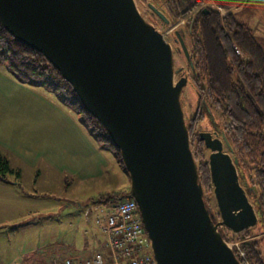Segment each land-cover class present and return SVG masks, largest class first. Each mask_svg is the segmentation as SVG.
<instances>
[{
  "label": "water",
  "instance_id": "water-1",
  "mask_svg": "<svg viewBox=\"0 0 264 264\" xmlns=\"http://www.w3.org/2000/svg\"><path fill=\"white\" fill-rule=\"evenodd\" d=\"M148 6L171 25L164 11ZM0 25L41 53L106 129L157 264H242L220 232L239 234L259 223L238 160L224 134L199 133L210 152L215 222L180 101L187 78L176 80L172 45L135 0H0ZM175 36L190 61L181 33Z\"/></svg>",
  "mask_w": 264,
  "mask_h": 264
},
{
  "label": "trees",
  "instance_id": "trees-1",
  "mask_svg": "<svg viewBox=\"0 0 264 264\" xmlns=\"http://www.w3.org/2000/svg\"><path fill=\"white\" fill-rule=\"evenodd\" d=\"M251 1L214 0L216 5L231 10L246 6ZM153 2H157L159 9L171 20V25L174 24L173 18L185 17L195 12L189 18L186 28L192 39L191 51L194 53L197 76H202L203 81L202 86L196 84L198 93L200 96L206 94L209 109L218 112L220 132L227 138L231 154L238 160L240 182L253 200L259 215V223L255 227L258 233L251 236L244 232L239 237L245 261L248 264H264V44L255 36L253 28L240 21L233 12L221 17L215 10L200 8L204 0H152L151 3L154 4ZM236 48H240L244 56ZM0 66L5 67L19 83L56 94L63 106L81 114L82 118L85 116L87 121H84L89 123L95 142L102 149L115 153L125 171L120 153L106 129L86 111L72 86L41 53L16 40L1 25ZM198 117L189 122L191 149L194 157L202 160L198 166L199 180L202 185H209L208 161H203L204 142L192 135V128ZM251 172L253 178L250 176ZM8 174H14L16 179L20 178L19 171L11 168L9 160L0 151V181H6ZM256 187L260 194H257ZM128 193L129 189L118 194H108L98 203L106 204L112 198H131ZM214 221H217L216 214ZM220 232L226 239L224 228ZM234 252L239 261L246 264L235 249Z\"/></svg>",
  "mask_w": 264,
  "mask_h": 264
},
{
  "label": "rangeland",
  "instance_id": "rangeland-1",
  "mask_svg": "<svg viewBox=\"0 0 264 264\" xmlns=\"http://www.w3.org/2000/svg\"><path fill=\"white\" fill-rule=\"evenodd\" d=\"M151 1L135 0L141 15L164 35L172 47L177 45L174 42L175 31L184 33L182 36L187 45L189 34L186 25L195 12L185 17L173 18L174 24L166 26L149 8ZM153 3L159 8L157 2ZM217 6L214 0H204L200 8L214 9L221 17L233 12L240 21L253 28L255 36L264 44V0H252L246 6L232 10L221 7L220 11ZM236 49L244 56L240 48ZM174 62L175 67L186 66L183 52H174ZM0 68L5 69L3 66ZM180 101L187 123L199 116L192 128L193 136H198L201 132L217 131L218 137L222 138L219 114L215 109H209L206 97L199 95L198 86L192 77L182 89ZM198 113L201 115H197ZM83 120L87 121L85 116ZM204 149L203 161H208L210 152L206 147ZM224 151L228 152L226 148ZM103 152L110 161L111 172L105 178L81 181L64 174H56L53 169L45 167L46 162L42 160L37 168H31L29 164L13 159L15 155L4 153L11 168H20L22 172L19 180L14 174H8L6 181L0 182V264L20 261L21 255L27 252L57 259L59 255H71L76 250L82 255L85 252L106 251L103 246L104 236L96 223L97 212L94 207L101 198L108 194L121 193L123 190L117 186L119 179L113 174V170L119 171V166H122L109 158L111 151L103 149ZM230 155L233 156L231 153ZM195 161L198 166L201 165V159L195 158ZM250 176L253 178L252 172ZM129 186L130 183L127 189ZM203 189L208 208L220 220L210 173L209 185L203 184ZM256 192L260 194L258 187ZM249 200L253 203L250 197ZM246 232L254 236L258 230L251 228ZM224 233L227 241L238 243L241 248L242 240L239 237L244 232L233 234L225 230ZM63 258L64 256L58 258L57 263L60 264Z\"/></svg>",
  "mask_w": 264,
  "mask_h": 264
},
{
  "label": "crops",
  "instance_id": "crops-1",
  "mask_svg": "<svg viewBox=\"0 0 264 264\" xmlns=\"http://www.w3.org/2000/svg\"><path fill=\"white\" fill-rule=\"evenodd\" d=\"M0 151L15 155L13 159L31 168H37L42 160L56 174L80 181L105 178L111 172L110 161L96 144L81 114L63 106L56 94L19 83L3 68H0ZM109 158L120 164L115 153L111 152ZM119 168L113 170L119 179L116 184L126 190L129 177ZM14 170L19 171L21 179V169ZM105 250L99 252L108 258L109 251ZM97 251L82 255L76 250L56 258L80 259ZM57 259L27 252L20 261L11 264H58Z\"/></svg>",
  "mask_w": 264,
  "mask_h": 264
},
{
  "label": "built area",
  "instance_id": "built-area-1",
  "mask_svg": "<svg viewBox=\"0 0 264 264\" xmlns=\"http://www.w3.org/2000/svg\"><path fill=\"white\" fill-rule=\"evenodd\" d=\"M217 8L222 11L221 7ZM94 209L97 212L96 223L104 236V247L109 251L108 258L97 251L85 258H65L60 264H157L133 198H112L106 204L96 203ZM227 244L245 261V254L238 243L227 241Z\"/></svg>",
  "mask_w": 264,
  "mask_h": 264
},
{
  "label": "flooded vegetation",
  "instance_id": "flooded-vegetation-1",
  "mask_svg": "<svg viewBox=\"0 0 264 264\" xmlns=\"http://www.w3.org/2000/svg\"><path fill=\"white\" fill-rule=\"evenodd\" d=\"M149 5V4H148ZM212 10H214V9H212ZM188 34H189V38H188V40H189V42H188V46H187V48H188V51H189V54H190V61H192V65H191V63H190V61H188L187 59H186V66L185 67H182V66H180V67H175L174 66V69H175V71H176V74H175V76H176V80L178 81V80H180L181 78H184V77H186L187 78V82H188V79L190 78V77H192L193 78V80H194V82H195V84H203V81H202V76H200V77H198L197 76V71H196V66H195V63H194V53H193V51H191V45H192V43H191V41H192V39H191V37H190V33L188 32ZM183 34H181V36H182ZM182 38L184 39V37L182 36ZM185 41V40H184ZM174 42H175V44H177V45H179V46H175V48L173 49V51L174 52H178V53H180V52H183L182 50H181V47H180V43L179 42H177L176 41V36H175V38H174ZM187 42H185V44H186ZM176 50V51H175ZM184 54V53H183ZM175 63V62H174ZM198 81V82H197ZM202 96H205L206 97V94L205 95H202ZM206 102H207V105L209 106V101H208V98L206 97ZM187 127H189L190 128V126H189V123H187ZM188 128V129H189ZM210 133H212V135L214 136L215 135V133H217L218 134V132L217 131H215V132H210ZM199 136V135H198Z\"/></svg>",
  "mask_w": 264,
  "mask_h": 264
}]
</instances>
